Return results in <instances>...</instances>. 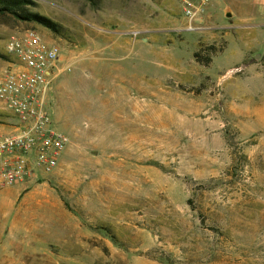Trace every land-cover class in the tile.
<instances>
[{"label":"rangeland","instance_id":"obj_1","mask_svg":"<svg viewBox=\"0 0 264 264\" xmlns=\"http://www.w3.org/2000/svg\"><path fill=\"white\" fill-rule=\"evenodd\" d=\"M32 1L69 40L0 21V54L28 30L59 46L72 67L47 108L71 144L52 174L0 192V264H264L261 35L217 0L226 46L204 67L205 33L134 36L156 0ZM15 63L0 58V75ZM17 126L0 107V135Z\"/></svg>","mask_w":264,"mask_h":264},{"label":"built area","instance_id":"obj_2","mask_svg":"<svg viewBox=\"0 0 264 264\" xmlns=\"http://www.w3.org/2000/svg\"><path fill=\"white\" fill-rule=\"evenodd\" d=\"M176 1L186 31L211 30L204 20L214 0ZM133 34L137 37L139 32ZM5 51L16 63L0 75V107L16 120L18 130L0 135V192L52 174L71 144L68 136L53 129L47 108L55 79L72 67H61L59 46L28 30L9 38Z\"/></svg>","mask_w":264,"mask_h":264},{"label":"crops","instance_id":"obj_3","mask_svg":"<svg viewBox=\"0 0 264 264\" xmlns=\"http://www.w3.org/2000/svg\"><path fill=\"white\" fill-rule=\"evenodd\" d=\"M229 4L227 6V14L233 21V27L242 29L249 33L251 43L257 40L258 35L264 40V0H225ZM165 2V3H164ZM217 0H214L209 8L207 17L204 20V25L211 30L204 31L203 41L198 43L197 51L200 49L206 50V48L213 46L217 50L223 49L222 44L226 46L224 37H218L212 33L213 17L210 13ZM145 9L141 8V11ZM150 18L149 26L151 29L142 30L139 32L143 34H155V33H174L186 31V20L182 14L181 7L176 0H156V6L152 9H148ZM183 25V27H182ZM258 30H261L258 32ZM196 51V52H197ZM217 56V55H216ZM213 62V59H212ZM248 63L255 62L251 57L247 59Z\"/></svg>","mask_w":264,"mask_h":264},{"label":"trees","instance_id":"obj_4","mask_svg":"<svg viewBox=\"0 0 264 264\" xmlns=\"http://www.w3.org/2000/svg\"><path fill=\"white\" fill-rule=\"evenodd\" d=\"M35 7L36 3L32 0H0V21L39 25L52 32L55 36L69 40L68 31L63 26L35 12ZM221 51L222 49L217 50L210 46L206 50L200 49L195 52L194 59L199 65L209 67L212 64L213 57ZM0 58L11 59L10 56L1 54ZM100 231L115 242L114 237L111 236L110 229L102 227ZM162 263L169 264L168 260H162Z\"/></svg>","mask_w":264,"mask_h":264}]
</instances>
